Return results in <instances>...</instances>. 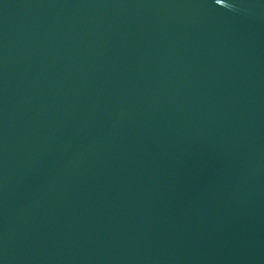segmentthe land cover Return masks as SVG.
Wrapping results in <instances>:
<instances>
[{"label":"water","instance_id":"95a60500","mask_svg":"<svg viewBox=\"0 0 264 264\" xmlns=\"http://www.w3.org/2000/svg\"><path fill=\"white\" fill-rule=\"evenodd\" d=\"M0 264H264V0H0Z\"/></svg>","mask_w":264,"mask_h":264}]
</instances>
